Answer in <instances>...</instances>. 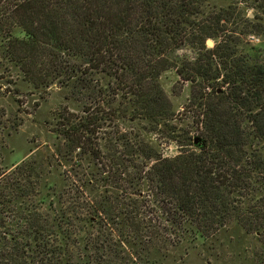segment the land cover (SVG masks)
<instances>
[{
    "label": "trees",
    "instance_id": "1",
    "mask_svg": "<svg viewBox=\"0 0 264 264\" xmlns=\"http://www.w3.org/2000/svg\"><path fill=\"white\" fill-rule=\"evenodd\" d=\"M210 2L0 0L6 66L81 106L45 158L0 172V264H163L232 225L264 264V52L236 5ZM167 71L191 86L181 116Z\"/></svg>",
    "mask_w": 264,
    "mask_h": 264
},
{
    "label": "rangeland",
    "instance_id": "2",
    "mask_svg": "<svg viewBox=\"0 0 264 264\" xmlns=\"http://www.w3.org/2000/svg\"><path fill=\"white\" fill-rule=\"evenodd\" d=\"M210 4L217 8L236 5L241 22L247 18L256 25L253 36L243 39L248 47L264 52V0H211ZM160 82L181 116L190 96V84L182 81L175 71L163 73ZM66 96L67 90L58 87L36 91L16 69L6 66L0 56V172L33 154L42 159L52 151L56 139L50 130L58 113L63 108L72 112L81 110L78 103ZM147 137L166 156L178 153L175 144L161 145L157 137ZM260 250L261 245L253 235L232 225L206 242L189 240L168 248L163 264H260Z\"/></svg>",
    "mask_w": 264,
    "mask_h": 264
},
{
    "label": "water",
    "instance_id": "3",
    "mask_svg": "<svg viewBox=\"0 0 264 264\" xmlns=\"http://www.w3.org/2000/svg\"><path fill=\"white\" fill-rule=\"evenodd\" d=\"M207 45H208V46H212V42H211V41H207ZM194 142L197 143L198 140L196 139Z\"/></svg>",
    "mask_w": 264,
    "mask_h": 264
},
{
    "label": "built area",
    "instance_id": "4",
    "mask_svg": "<svg viewBox=\"0 0 264 264\" xmlns=\"http://www.w3.org/2000/svg\"><path fill=\"white\" fill-rule=\"evenodd\" d=\"M254 37H252V40H253Z\"/></svg>",
    "mask_w": 264,
    "mask_h": 264
}]
</instances>
